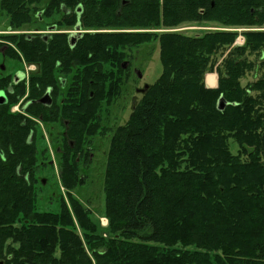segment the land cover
Listing matches in <instances>:
<instances>
[{
  "label": "trees",
  "instance_id": "trees-1",
  "mask_svg": "<svg viewBox=\"0 0 264 264\" xmlns=\"http://www.w3.org/2000/svg\"><path fill=\"white\" fill-rule=\"evenodd\" d=\"M121 2L83 0L82 25L140 31L97 32L74 50L56 44L76 58L83 86L75 97L67 93L57 117L70 119L68 133L78 146L73 150L63 143L59 156V178L69 193L83 180L80 161L88 158L93 138L109 134L100 111L125 85L129 69L120 68L121 60L142 44H159V77L108 137L107 238L71 194L70 207L61 197L58 211L39 209L38 156L26 141L32 127L5 108L0 109V243L14 240L18 255L30 261L41 252L45 264H264V30L245 31L242 45H234L237 31L194 36L142 31L203 22L264 26V0ZM22 3L2 2L8 10ZM254 53L257 60L249 58ZM213 70L217 86L206 88L204 76ZM248 72L256 78L243 85ZM205 82L214 86L216 75L206 74ZM220 96L228 103L223 110L217 108ZM229 139L237 145L234 153Z\"/></svg>",
  "mask_w": 264,
  "mask_h": 264
},
{
  "label": "flooded vegetation",
  "instance_id": "flooded-vegetation-1",
  "mask_svg": "<svg viewBox=\"0 0 264 264\" xmlns=\"http://www.w3.org/2000/svg\"><path fill=\"white\" fill-rule=\"evenodd\" d=\"M3 1L0 0V16H6L7 24L4 29H0V109L6 108L9 116L22 115L21 125L32 127L26 141L36 147L40 158L39 171L41 148H37V139L46 141V134L53 139L57 137L55 140L58 139V143H55L52 152L58 156L63 151V143L73 150L78 147L75 135L68 133L70 119L57 117L59 109L66 104L67 93L72 98L78 90H83L81 82H78L79 66L76 58L61 52L63 49L56 44L64 43L69 50H74L80 40L98 31L92 30L94 27L86 28L82 25L83 0H37L31 4L23 0L25 4L14 7L18 12L14 8L6 9ZM77 25L80 26L79 30ZM131 61V58L121 60L120 68L126 71ZM88 65L87 68H90L91 63ZM87 85L88 88L93 85L92 79L87 80ZM140 89L134 87L135 92ZM92 94L89 90L90 97ZM52 124L61 126V130L57 131L58 136L53 134ZM88 158L83 157L84 163ZM10 224L13 225L12 222ZM19 252V246L14 240L5 238L0 243V264H45L41 261V252L36 261L19 256Z\"/></svg>",
  "mask_w": 264,
  "mask_h": 264
},
{
  "label": "rangeland",
  "instance_id": "rangeland-1",
  "mask_svg": "<svg viewBox=\"0 0 264 264\" xmlns=\"http://www.w3.org/2000/svg\"><path fill=\"white\" fill-rule=\"evenodd\" d=\"M7 20L6 16L2 14L0 16V29L6 27ZM121 30H136V29H125ZM98 32H113L114 28L109 27H94ZM210 30H229L237 31L238 35L235 39L236 42L244 43V33L245 31H256L264 30V26H251V27H223L219 24L213 22H203V23H183L181 25L166 28V27H154L142 29L145 32H155V33H179L185 36L202 35L205 31ZM234 41V43H236ZM235 45V44H234ZM136 57L134 60L133 58ZM250 59L257 60L259 58L256 53L249 55ZM131 64L129 71L127 72L128 77L120 89L118 96L112 101H103V106L100 111L101 124L105 126L110 134L114 128L124 124L130 116L131 111L134 109L138 101L143 98L146 90L143 92H135L134 87L143 88V84L147 85L153 84L159 77L162 66L159 60V44L157 41H151L145 43L135 48L131 55ZM215 74L217 81V73L213 70L207 72L206 74ZM140 74V77L138 76ZM256 78L253 72H248L245 77L241 80L244 85ZM205 84V83H204ZM53 125V134L58 136V130H61V126L58 124ZM46 129L49 128L46 126ZM47 131V130H46ZM57 132V133H56ZM109 134L97 135L93 138L91 142V152L88 160L81 161V166H79L80 177L83 178L81 184L72 188L69 191L64 188L62 182L59 178L60 170V157L57 153L52 152L55 148V143H58V139L50 138L46 134L44 141L36 140L37 148H41V168H39L36 177L38 181L36 182V190L39 205V209L42 211H58V204L61 197L64 199L67 206L70 207V200H68V194L77 198L80 201L82 207L86 208L89 212L90 218L96 220L99 223V233L107 238L108 232L107 227L100 224L106 223V216L104 215V192H103V173L104 165L106 160V152L109 145ZM53 135V136H54ZM229 148L234 153L237 150L236 143L232 140H228ZM42 149H45L42 152ZM38 156V160H39ZM44 180V182L42 181ZM108 220V219H107ZM78 231L80 232L79 228Z\"/></svg>",
  "mask_w": 264,
  "mask_h": 264
},
{
  "label": "water",
  "instance_id": "water-1",
  "mask_svg": "<svg viewBox=\"0 0 264 264\" xmlns=\"http://www.w3.org/2000/svg\"><path fill=\"white\" fill-rule=\"evenodd\" d=\"M77 29L79 30L80 29V26L79 25H77ZM71 45H74V42H71ZM123 66H125V63L123 64ZM139 76H140V74H139ZM205 86L206 87H209L207 84H205ZM147 87L148 86H145V90L147 89ZM145 90H141V91H145ZM227 102L220 96L219 97V99H218V101H217V108L219 109V110H223L226 106H227ZM43 182H44V180H43Z\"/></svg>",
  "mask_w": 264,
  "mask_h": 264
}]
</instances>
